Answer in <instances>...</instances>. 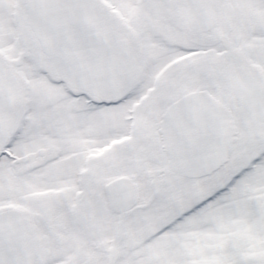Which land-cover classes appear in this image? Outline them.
Listing matches in <instances>:
<instances>
[{
  "label": "snow or ice",
  "instance_id": "obj_1",
  "mask_svg": "<svg viewBox=\"0 0 264 264\" xmlns=\"http://www.w3.org/2000/svg\"><path fill=\"white\" fill-rule=\"evenodd\" d=\"M0 264H264V0H0Z\"/></svg>",
  "mask_w": 264,
  "mask_h": 264
}]
</instances>
